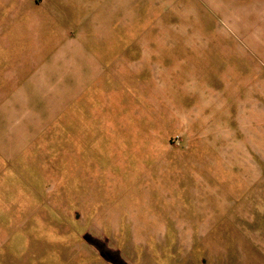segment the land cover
I'll return each mask as SVG.
<instances>
[{"label": "rangeland", "instance_id": "1", "mask_svg": "<svg viewBox=\"0 0 264 264\" xmlns=\"http://www.w3.org/2000/svg\"><path fill=\"white\" fill-rule=\"evenodd\" d=\"M0 264H264V0H0Z\"/></svg>", "mask_w": 264, "mask_h": 264}]
</instances>
